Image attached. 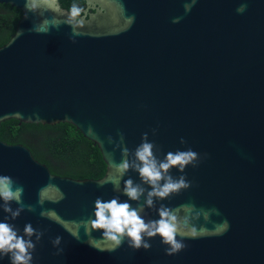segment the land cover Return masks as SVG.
Returning <instances> with one entry per match:
<instances>
[{"label":"water","instance_id":"1","mask_svg":"<svg viewBox=\"0 0 264 264\" xmlns=\"http://www.w3.org/2000/svg\"><path fill=\"white\" fill-rule=\"evenodd\" d=\"M0 3L22 12L0 47V125L69 123L97 145L107 167L99 179L57 175L27 146L0 139V175L22 185L24 204L35 207L15 220L0 209V221L20 235L29 223L43 232L38 243L32 237V264H264V0H196L190 12L191 0H85L71 25L60 0H48L42 13L26 0ZM145 133L161 160L177 150L198 153L196 166L170 169L188 188L145 205L146 222L159 219L161 205L175 215L185 247L171 255L160 236H145L147 250L125 238L109 251L103 230L89 236L80 223L95 219L98 197L128 200L124 180L142 183L134 169L119 192L99 182L117 178L122 147L135 159ZM45 210L56 218L41 216Z\"/></svg>","mask_w":264,"mask_h":264},{"label":"clouds","instance_id":"2","mask_svg":"<svg viewBox=\"0 0 264 264\" xmlns=\"http://www.w3.org/2000/svg\"><path fill=\"white\" fill-rule=\"evenodd\" d=\"M196 0H191V3L184 5L185 11L190 12L195 5ZM48 4V0H26L25 7L32 12H41ZM247 5H241L237 11L243 13ZM81 9L73 5L70 11V18L67 21L71 25L72 18L78 16ZM180 18H176L173 22L178 23ZM45 19L42 23H47ZM21 31L19 35H22ZM147 133L143 135V142L135 149L133 161L127 158L129 149L122 147V161L120 163H113L114 173L117 178L109 177L108 180H101L99 183L103 186L105 183L111 182L114 185V190L119 192L120 181L127 174L129 169H134L139 173L142 183H134L129 178L124 180L123 194L128 197V200L121 201L119 196L114 197L108 201L98 197L95 200V219L89 218L88 221H81L82 225L86 226V232L91 236L94 230H103L102 240H107L110 243L109 251H115L123 244L125 238L128 239L129 246L134 249H150V243L146 242L145 236L154 238L160 236L162 242L171 247L167 249L169 255L179 252L185 247L177 236L176 217L172 210L161 205L158 209L159 219L149 220L146 222L143 213L145 205L149 208L154 207V202L158 198L164 200L174 192L180 189H185L190 186L189 182L183 176L175 178L170 174V169L177 168L183 172L188 165L196 166L198 153L192 149L187 151L177 150L176 152H168L163 160L159 159L155 153L154 143L147 141ZM121 141H123V134L120 133ZM109 141L112 142L111 137ZM184 141H182L183 143ZM121 148L120 144L116 145ZM143 185H148L146 189ZM24 188L18 185L12 177L0 175V209L8 213V218L15 220L27 208L28 211H35L33 205H25L23 202ZM146 193V196H145ZM144 197V203H138L133 207L129 201H141ZM12 203H16L18 207L13 209ZM43 204V201H39ZM41 216L55 219L56 214L52 211L45 210L40 213ZM225 228L228 227V221L223 222ZM23 235L19 234V230L15 225L8 222L0 221V258L9 257L10 264H32L33 252L36 250V243H38L43 232L37 231L29 223L24 226ZM79 239V233L73 234ZM35 236L36 243L33 242L32 237ZM27 237V239L25 238ZM95 240V239H93ZM91 240L90 242L92 243ZM62 237L57 236L52 242L58 248L56 255L63 253V249L59 248Z\"/></svg>","mask_w":264,"mask_h":264},{"label":"trees","instance_id":"3","mask_svg":"<svg viewBox=\"0 0 264 264\" xmlns=\"http://www.w3.org/2000/svg\"><path fill=\"white\" fill-rule=\"evenodd\" d=\"M71 11L73 5L83 14L85 0H60ZM21 10L0 3V47L15 33ZM0 139L10 144H23L31 149L52 173L73 178H102L107 170L100 149L69 123L55 125L20 123L16 119L0 125Z\"/></svg>","mask_w":264,"mask_h":264},{"label":"flooded vegetation","instance_id":"4","mask_svg":"<svg viewBox=\"0 0 264 264\" xmlns=\"http://www.w3.org/2000/svg\"><path fill=\"white\" fill-rule=\"evenodd\" d=\"M87 9V5L83 8V11ZM89 12H92V9H89Z\"/></svg>","mask_w":264,"mask_h":264}]
</instances>
